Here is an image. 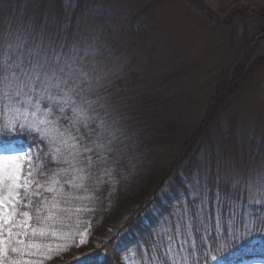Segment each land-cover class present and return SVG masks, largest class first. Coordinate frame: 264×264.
<instances>
[{"label": "trees", "instance_id": "1", "mask_svg": "<svg viewBox=\"0 0 264 264\" xmlns=\"http://www.w3.org/2000/svg\"><path fill=\"white\" fill-rule=\"evenodd\" d=\"M2 1L0 0V47L7 51L10 47L16 49L23 45L24 51L34 49L42 55L68 54L76 61L77 68L86 73L82 77L85 81L82 87L86 89L84 95L98 113V120L104 121L103 155L107 158L104 164H94L91 176L82 182L78 179L81 173L75 169L82 167L80 161L83 157L73 160L69 149L61 143L57 131L53 130L44 144L31 137L23 138V143L33 144V149L42 159L40 173L34 185L39 198L32 201L28 209L31 222L29 235L25 239V251H29V244L39 243L42 246V256L51 255L52 258L21 257L19 254L15 257L13 254L10 256L12 259H19L21 264H74L78 255L100 248L103 252L98 249L100 252L92 258V264H126V257L133 253L142 259L141 264H153L149 243L136 245V242L156 223L158 215L167 214L174 202L185 197L186 185L196 186L194 181H198L201 189L205 186L208 189V235L216 234L217 221L222 224L221 237L231 235L233 231L237 233L234 243L214 251L210 240L207 248L199 247L201 241L194 230L199 258L196 264H211V257L219 256L221 252H227L228 255L224 257L227 258L235 251L249 246L256 235L264 236V201L249 193L246 186L235 183L232 180L234 177L225 175L226 178H223V172L219 169L220 162L218 164L214 154L209 158V149H215L211 136L213 128L217 126V117L223 113L221 111L228 109L232 99L241 90L246 89L251 77H254L264 62V58L251 65L239 62L240 54H247V57L251 54L252 49H247L251 40L244 41L246 46H238L239 54L230 60L229 69L223 67L225 70L220 75L222 80L207 104V112L200 119V124L196 125L197 128L193 129L195 126L191 127V123L175 124L176 117L170 113L169 105L160 107L149 95L145 99L140 89L132 94L129 91L128 86L131 87L134 81L133 77L128 79L129 67L131 63L133 65V62L138 61L135 55L139 54V49L142 51L145 42L143 35L148 34L142 27L143 22L139 27L132 25L131 21L136 23L140 18H130L123 30L124 34L130 36V40L122 41V49L115 48L110 51L115 53L104 54L110 48L108 43H104L102 56L92 60L84 47L75 49L71 38L73 30L76 31L85 22L81 16H91L95 12L87 5L86 0H43L46 5L40 8H36L31 0ZM35 3L39 5L37 1ZM25 5L29 7L27 13L23 12ZM20 15H25L26 21L32 18L38 21L34 26L21 27L17 23ZM239 18L243 19V23H248L250 19L245 15ZM94 31H91L92 35ZM104 32L108 33L109 29L106 27ZM146 41L148 45L151 44L150 39ZM252 41L256 42V38ZM111 55L119 59L121 55L124 56L119 68L113 70L117 72L118 69V74L109 73L106 78L101 79L98 73L102 69L98 65H106L107 62L109 65ZM125 56L127 61L123 62ZM115 62L117 61L111 63ZM232 69L234 71L230 73ZM184 74L185 72L182 73ZM180 76L176 75L177 78ZM126 82L127 87L124 86ZM239 82L241 84L238 86ZM95 93H98L96 99ZM151 106L153 109L146 110ZM61 124L67 126L63 121ZM233 126L231 121L230 127ZM230 130L233 131L232 128ZM59 131H63V128ZM83 131L81 129V133ZM178 137H182L183 142L177 146L179 155L175 156V140ZM220 139L223 140V136ZM207 149V153L203 154ZM103 169L111 170L110 178L103 176ZM101 177L104 182H100ZM164 189L169 190L167 195L158 200L157 197L163 194ZM153 206L157 208V213L146 214V210ZM89 208L92 210L88 211ZM233 208L236 213L229 217ZM142 216L145 218L141 219ZM245 227L250 231H245ZM84 229L88 230V243L81 247L71 246L72 241L78 239L75 234ZM114 233L117 235L113 236ZM51 234L59 235L61 243L68 245L59 254L48 252L43 247L51 241ZM105 243L110 246L105 248ZM129 246H132L129 252L119 251ZM176 247L175 255L179 264H184L186 254L188 264H193L192 255L179 246ZM229 248L234 251L229 252ZM5 264H10V261H5ZM156 264H159V260Z\"/></svg>", "mask_w": 264, "mask_h": 264}, {"label": "rangeland", "instance_id": "2", "mask_svg": "<svg viewBox=\"0 0 264 264\" xmlns=\"http://www.w3.org/2000/svg\"><path fill=\"white\" fill-rule=\"evenodd\" d=\"M2 2L5 3L6 0ZM30 2L36 8L46 5L43 0ZM86 3L95 12L91 16H81L85 22L76 31L73 30L71 38L75 49L84 47L92 60L102 56L104 43L110 45L109 51L104 54L115 53L110 51L122 49V41L130 40V36L123 32L130 18H140L139 22L131 21L132 25L139 27L143 22L142 27L148 34L143 35L145 42L142 51L139 49V54L135 55L138 61L130 64L128 79L133 77L134 81L131 87L128 86L129 91L132 94L140 89L145 99L149 95L158 106L169 105L177 125L191 123V127L195 126L193 129L197 128L196 125L205 116L207 104L222 80L220 75L225 70L223 67L229 69L230 60L239 54V47L245 40H251L247 49L252 51L249 57L247 54H240L238 58L241 59V64L251 65L264 58V40L258 30L261 22H264V15L248 20V23H243V19L239 18L244 15L252 17L254 13L251 11L254 10L262 13L264 0H86ZM23 9L27 13L29 7L25 5ZM37 21L34 18L26 21L25 15H20L17 19L21 27L34 26ZM106 27L109 29L108 33L104 32ZM92 30H95L93 35ZM255 38L256 42L252 41ZM147 39H150L151 44H147ZM123 58V55L120 59L111 55L109 65L108 62L106 65H98L102 69L98 76L104 79L109 73L118 74V69L117 72L113 70L119 68ZM113 61L117 62L112 64ZM125 61L127 56L123 62ZM176 75L181 76L177 78ZM251 78L246 89H240L239 95L232 99L228 109L221 111L223 113L217 117V126L213 128L211 136L215 149H208L209 158L214 154L218 164L220 162L219 169L223 172V178H226L225 175L234 177L232 180L235 183L246 186L249 193L264 201V186L258 182V177L264 175V62ZM127 84L128 82L124 86L127 87ZM240 84L241 82L237 83L238 86ZM94 95L96 99L98 93ZM148 109L153 107L146 110ZM165 109L167 112L168 107ZM231 121L233 127H230ZM221 136L223 140L220 139ZM182 140V137L175 140V156L179 155L177 146ZM29 163L32 166L29 180L32 182L27 188L19 189L20 203L16 208L18 214L28 213L32 201L39 198L34 185L40 173L42 159L36 150H33L30 160L26 156L21 161L22 176L29 170ZM7 195V191L0 189V197ZM235 213L233 208L228 216ZM22 219L28 218L17 215L16 220ZM209 224L212 227L210 220ZM215 225L216 229L222 227L219 221ZM20 231L23 232L24 229ZM23 247L25 250L26 246ZM98 249L100 248L89 253L97 255L100 252ZM14 255L16 257L17 254ZM139 258L133 253L126 257L125 263L141 264L142 259ZM211 264H217V261L212 259ZM219 264H264V236L256 235L249 246L219 260Z\"/></svg>", "mask_w": 264, "mask_h": 264}, {"label": "snow or ice", "instance_id": "3", "mask_svg": "<svg viewBox=\"0 0 264 264\" xmlns=\"http://www.w3.org/2000/svg\"><path fill=\"white\" fill-rule=\"evenodd\" d=\"M83 76L86 73L77 68L76 61L68 54L42 55L34 49L24 51L23 45L16 49L10 47L7 51L0 47V189L8 193L6 197H0V264H5V261L21 264L19 259H12L9 253L19 254L21 257L52 258L51 255L42 256V246L39 243L29 244L27 252L23 247L29 235L28 220L31 218L27 212L18 214L16 208L20 203L19 189L27 188L32 182L29 180L32 166L29 163V170L22 176L21 161L26 156L30 160L34 150L33 144L23 143V138L31 137L44 144L53 130L57 131L61 143L69 149L73 160L83 157L80 161L82 167L75 169L81 173L78 179L82 182L89 179L94 164L107 162L103 155L105 124L103 120H98V113L92 102L84 95L86 89L82 87L85 82L82 80ZM61 121L67 126L61 124ZM60 128L63 131H59ZM81 129H84L82 133ZM102 174L110 178L111 170L103 169ZM100 182H104L102 177ZM258 182L264 186V175L258 177ZM193 184L196 186L186 185L185 197L174 202L167 214L158 215L156 223L136 242V245L149 243L153 264L157 260L159 264H179L175 255L177 245L191 254L193 264H196L199 258L194 230L201 241L199 247L207 248L210 240L214 251L231 245L237 238L236 231L221 237L219 227L215 235H208V189L206 186L201 189L198 181ZM168 191L164 189L157 199L162 200ZM148 213L155 215L157 208H148L146 214ZM17 215L28 219L18 221ZM143 218L145 217L142 216L141 219ZM14 229L17 231L14 232ZM20 229L24 231L21 232ZM244 230L250 231L247 227ZM32 231L34 233L35 229ZM75 235L78 239L73 240L71 246L81 247L88 243L87 229ZM115 235L117 234L114 233L113 236ZM61 239L59 235L51 234V241L43 247L48 252L59 254L68 247L61 243ZM109 246L104 244L105 248ZM131 248L129 246L119 251L127 253ZM100 251L103 252V249ZM231 251L234 249L229 248V252ZM95 255L96 253L85 252L75 258L74 264H92ZM226 255L227 252H221L211 259L219 264V260ZM183 259L184 264H188L187 254Z\"/></svg>", "mask_w": 264, "mask_h": 264}, {"label": "flooded vegetation", "instance_id": "4", "mask_svg": "<svg viewBox=\"0 0 264 264\" xmlns=\"http://www.w3.org/2000/svg\"><path fill=\"white\" fill-rule=\"evenodd\" d=\"M251 12H253L254 14H257V13H258L261 17L264 15V11L262 12L263 14H262V13H259V12H256L255 10H254V11H251ZM255 12H256V13H255ZM251 14H252V13H251ZM254 14H252V17H249V16H248V17H249L250 19H253V18L255 17Z\"/></svg>", "mask_w": 264, "mask_h": 264}, {"label": "water", "instance_id": "5", "mask_svg": "<svg viewBox=\"0 0 264 264\" xmlns=\"http://www.w3.org/2000/svg\"><path fill=\"white\" fill-rule=\"evenodd\" d=\"M263 32H264V27H263Z\"/></svg>", "mask_w": 264, "mask_h": 264}, {"label": "bare ground", "instance_id": "6", "mask_svg": "<svg viewBox=\"0 0 264 264\" xmlns=\"http://www.w3.org/2000/svg\"><path fill=\"white\" fill-rule=\"evenodd\" d=\"M263 59V58H262Z\"/></svg>", "mask_w": 264, "mask_h": 264}]
</instances>
